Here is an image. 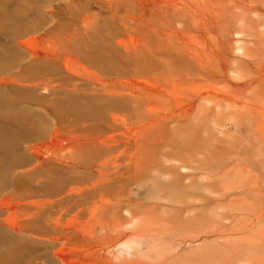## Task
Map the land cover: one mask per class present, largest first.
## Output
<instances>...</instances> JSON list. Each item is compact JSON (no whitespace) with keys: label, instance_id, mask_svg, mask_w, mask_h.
Listing matches in <instances>:
<instances>
[{"label":"rangeland","instance_id":"1","mask_svg":"<svg viewBox=\"0 0 264 264\" xmlns=\"http://www.w3.org/2000/svg\"><path fill=\"white\" fill-rule=\"evenodd\" d=\"M0 78V152L41 147L22 168L0 158L27 224L20 238L1 211L0 238L45 253L28 228L71 206L61 225L84 212L104 264H264V0H0Z\"/></svg>","mask_w":264,"mask_h":264},{"label":"bare ground","instance_id":"2","mask_svg":"<svg viewBox=\"0 0 264 264\" xmlns=\"http://www.w3.org/2000/svg\"><path fill=\"white\" fill-rule=\"evenodd\" d=\"M177 2V1H176ZM122 3V2H121ZM53 6V5H52ZM116 8V7H115ZM52 11H54L53 9H51ZM51 11V12H52ZM4 12V11H3ZM114 14V13H113ZM3 25H4V23H3ZM35 30V29H34ZM52 31V30H51ZM30 32L31 31H24V32H15L14 33V37H16V38H18V39H20V37H26V35H28V34H30ZM34 33V32H33ZM31 35V34H30ZM45 35H47V34H45ZM32 36V35H31ZM49 36V35H48ZM52 36V35H51ZM68 37V36H67ZM4 38V37H3ZM8 38V37H7ZM48 38V37H47ZM66 38V37H65ZM21 39H23V38H21ZM50 39V38H49ZM28 40H29V38H28ZM36 40V39H35ZM45 40V39H44ZM61 40H64V39H62L61 38ZM27 40H25V42H26ZM38 42V41H37ZM16 43V42H15ZM27 43V42H26ZM31 43V42H30ZM19 44H21V46H23V43H20L19 42ZM59 44H62V43H59ZM64 44V43H63ZM13 45V44H12ZM31 45V44H30ZM30 45H28V46H30ZM19 46V45H18ZM33 46H35V45H33ZM32 46V47H33ZM53 46H54V44H53ZM30 48V47H29ZM55 48V47H54ZM57 49V48H56ZM55 49V50H56ZM32 51V50H31ZM30 51V52H31ZM51 52H52V50H51ZM55 52V51H54ZM56 52H58V50H56ZM36 53V52H35ZM22 56H24V55H22ZM21 56V57H22ZM55 57V56H54ZM57 57V56H56ZM64 59H67V57H65ZM70 58H68V60H69ZM67 62V61H66ZM65 62V63H66ZM16 63L18 64V62L16 61ZM11 64V63H10ZM13 65H14V63H13ZM20 65V64H19ZM33 65V64H32ZM15 67H16V65H15ZM32 68V67H31ZM20 72V71H19ZM24 74V73H23ZM21 75V74H20ZM2 78H3V76H1ZM17 77H19V76H17ZM20 77H22V76H20ZM2 78H0V79H2ZM7 78V77H6ZM6 78H4L5 80H6ZM15 78V77H14ZM8 80V79H7ZM9 80H12L11 78L9 79ZM9 80H8V82H9ZM31 80V79H30ZM39 80V79H38ZM42 80H44V79H42ZM51 80V79H50ZM1 81H3V80H1ZM14 80H12V81H10V83H12ZM5 83H6V81H5ZM9 83V84H10ZM8 83H6L5 85H7ZM14 84L15 83H13V86H14ZM16 85V84H15ZM1 86V85H0ZM18 86V85H17ZM34 86V85H33ZM49 86V85H48ZM27 87V86H26ZM9 88V87H8ZM19 88V87H18ZM34 89V88H33ZM61 90V89H60ZM66 92H68V91H66ZM75 94V93H74ZM56 123V122H55ZM59 128V127H58ZM57 128V129H58ZM52 129H54L55 130V127L54 128H52ZM60 129V128H59ZM58 129V130H59ZM54 130L52 131L53 132V134H54ZM9 131V130H8ZM61 131V130H60ZM51 132V133H52ZM64 132V131H63ZM9 133H10V131H9ZM8 132H1L0 133V140L2 141V143H6L7 141H9V137L11 136V135H13V133H11V135L9 134ZM56 133V132H55ZM45 134V133H44ZM63 134V133H62ZM14 136V135H13ZM52 136L53 135H50V137L52 138ZM61 136V135H60ZM64 137L66 136V135H63ZM62 136V137H63ZM67 137V136H66ZM51 138H49L48 140H49V142L51 141ZM83 138H85V137H83ZM100 138V137H99ZM59 139V138H58ZM86 139V138H85ZM19 137H16V141H17V143L14 141V142H12L11 143V147L10 148H8V150L7 151H3V152H0V158H3L4 159V163L5 162H8V163H11V169H17V168H22V167H24V166H26L27 165V162L26 161H24V159L23 158H21V157H16L15 156V154H17V153H20V151L23 149L22 147L24 146H26V148H27V150H29L30 152H32V154L34 155V154H36V156H37V158L40 156L39 154H38V151L41 149V147L38 145V146H36V145H32L33 143L32 142H34V141H36L37 140V137H26L24 140V143H19ZM91 140V139H90ZM11 141V140H10ZM82 141V140H81ZM86 141V140H85ZM84 141V142H85ZM94 142V141H93ZM86 143V142H85ZM44 145V144H43ZM81 145V144H80ZM95 145V144H94ZM44 146H47L45 149H46V151H47V148H48V144L47 145H44ZM108 146V145H107ZM50 147H51V145H50ZM42 148H43V146H42ZM44 148H43V150H44ZM51 148H53V147H51ZM25 150V149H24ZM48 150H50V149H48ZM53 150V149H52ZM105 151V150H104ZM29 152V153H30ZM60 152V151H59ZM2 153H3V155H2ZM51 153V152H50ZM71 152H69V154H70ZM38 154V155H37ZM53 154V153H52ZM72 154V153H71ZM55 155V154H54ZM58 156H60L59 154H57ZM56 155V156H57ZM67 155V154H66ZM76 155V154H75ZM51 157V156H50ZM78 157V156H77ZM40 158H42V157H40ZM59 158V157H58ZM74 158V157H73ZM72 158V159H73ZM41 160V159H40ZM44 160V159H43ZM70 160V159H69ZM68 160V161H69ZM38 161H39V158H38ZM60 161V160H59ZM45 162V161H44ZM61 162V161H60ZM74 162V161H73ZM118 162V161H117ZM39 163V162H38ZM62 163V162H61ZM67 163V162H66ZM104 164V163H103ZM69 165V164H68ZM76 166V165H75ZM29 169V168H28ZM105 171V170H104ZM76 173H77V171H76ZM79 173V172H78ZM71 174V173H70ZM72 174H74V172L72 173ZM35 175V174H34ZM38 175V174H37ZM14 176H16V175H14ZM75 176V175H74ZM124 176V175H123ZM15 179V178H14ZM98 179V178H97ZM38 181V180H37ZM103 182H105V181H103ZM102 182V183H103ZM120 182V181H119ZM19 183H20V181H19ZM101 183V182H100ZM109 183H112V182H109ZM5 184H6V186L3 188L2 186H0V216H2V212L1 211H5L6 210V212H8V211H10V216L9 217H7L6 219H4V220H1V224H3L4 223V227H7V228H9L12 232H14L16 235H18V236H20V238H24L25 236H24V234H26V232H27V230H26V228H27V224H26V222H25V224L26 225H22V223L24 222H20V221H18L19 219V217L16 215L18 212H13L12 211V207H9L8 205H7V207L5 206L6 205V203L9 201V197H7V196H2V193H3V191L5 190V189H8V188H11L12 187V184L10 183V182H6L5 181ZM119 185V184H118ZM80 186V185H79ZM104 186V185H103ZM13 190H14V188H12ZM12 189L10 190V191H12ZM80 189V188H79ZM90 189V188H89ZM92 189V188H91ZM95 190V189H94ZM69 191V190H68ZM75 191V190H74ZM100 191V190H99ZM64 192V191H63ZM84 192H86V191H84ZM95 192V191H94ZM91 193V192H90ZM84 194V193H83ZM54 195H56V194H54ZM132 195V194H131ZM27 195L25 194V197H26ZM29 196V195H28ZM31 196V195H30ZM37 196V195H36ZM60 196V195H59ZM71 196V195H70ZM69 196V197H70ZM86 196V195H85ZM12 198V197H11ZM30 198V197H29ZM33 198H34V196H33ZM73 198V197H72ZM78 198V197H77ZM96 198H97V196H96ZM99 198V197H98ZM43 199V198H42ZM57 199V198H56ZM66 199H67V197H66ZM76 198L74 197V199L73 200H75ZM80 199V198H79ZM40 200V199H39ZM62 200V199H61ZM68 200V199H67ZM72 199H71V201H73ZM95 200V199H94ZM93 200V201H94ZM101 200V203L103 204V200L104 199H100ZM34 201V200H33ZM45 201V200H44ZM58 201V200H57ZM88 201V200H87ZM120 201V200H119ZM16 202V204H18V201L16 200L15 201ZM27 202V201H26ZM60 202V201H59ZM63 202V201H62ZM114 203V202H113ZM115 203H117V202H115ZM12 204H14V203H12ZM15 204V205H16ZM94 204V203H93ZM49 205V204H48ZM12 206V205H11ZM46 206V205H45ZM51 206V205H50ZM29 207H32V206H29ZM49 207V206H48ZM99 207V206H98ZM15 208H16V206H15ZM28 208V207H27ZM50 208V207H49ZM67 208V207H66ZM73 208V207H72ZM75 208V207H74ZM81 209V208H80ZM98 210H100V208H97ZM13 210H14V208H13ZM25 210H27L26 208H25ZM25 210H23V211H25ZM94 210V209H93ZM18 211V210H17ZM29 211H30V209H29ZM35 211H37V209L35 210ZM50 211H52V210H50ZM96 211V210H95ZM31 212V211H30ZM33 212H34V210H33ZM38 212H41V210L40 211H38ZM48 212V211H47ZM44 213V214H48V213ZM71 212H72V210H71V206H70V208L67 210V211H65L62 215H61V217L60 218H58L57 219V222H56V227H55V229H54V231H52L51 233H45L44 232V235H42V236H39L38 235V232H37V230H39L37 227H35V228H33V229H31V228H28V229H30V236H29V238H27V239H32V240H36V241H41L42 240V242L43 243H46V247H45V250H46V252L45 253H41V247H38V246H30L31 244H30V242H28V241H25V240H22V239H20V240H16L15 238L14 239H12L11 237V239L10 238H8V239H6V238H0V243H3V242H5V240H9V246H8V249H7V251L6 252H2V250H1V252H0V264H24L23 263V260H25V258H28V259H31V260H33L34 262L35 261H41V263L40 262H38V263H40V264H104L103 263V261L101 262L100 260H99V256L100 255H102L101 254V252L103 251H107V250H109L110 251V248H112V246H109L110 245V243L108 242V243H105V247L104 246H100V244H102L103 243V241L101 242L100 241V239L98 240L97 239V235H95L94 234V231L92 232V230H91V228H90V230H89V228H88V226H85L86 224H87V221H86V224L84 225V226H82L83 225V223L82 224H79V223H76L75 221H74V218H78L82 213H84V212H78L75 216H74V218L73 219H71V220H69L68 221V225L66 226V227H64V225L62 226L61 225V220L64 218V217H67V216H69L70 214H71ZM36 213V212H35ZM50 213V212H49ZM75 213V212H74ZM73 213V214H74ZM9 214V213H8ZM7 214V215H8ZM90 214V213H89ZM57 215H58V213H57ZM56 215V216H57ZM108 215V214H107ZM43 217V216H42ZM59 217V216H58ZM96 216H95V214L94 213H92L91 215H90V218H91V221H93V219L95 218ZM98 217V216H97ZM45 218V217H44ZM69 219V218H68ZM96 219H98V218H96ZM63 221H66V220H63ZM117 222V221H116ZM116 222H114V223H116ZM21 223V224H20ZM91 223H93V222H91ZM95 223V222H94ZM155 223V222H154ZM33 224V223H32ZM118 225H119V223H117ZM22 225V226H21ZM35 225V224H34ZM55 225V224H54ZM94 225V224H93ZM98 225V224H97ZM26 226V227H25ZM46 226V225H45ZM115 226V225H114ZM96 227V226H95ZM46 228V227H45ZM101 228V227H100ZM129 229V228H128ZM127 229V230H128ZM132 230H133V228H132ZM146 230V229H145ZM45 231H46V229H45ZM120 231V230H119ZM111 232H113V231H111ZM111 232H110V234H111ZM138 232V231H137ZM146 232V231H145ZM120 233V232H119ZM42 234V233H41ZM50 234H52L51 236H49ZM116 234V233H115ZM145 235V234H144ZM116 236V235H115ZM114 236V237H115ZM130 236V235H129ZM6 237H8V236H6ZM112 238H114L113 236H111ZM26 238V237H25ZM117 239H120V238H118V237H116ZM116 238H114V239H116ZM132 238V237H131ZM138 238V237H137ZM148 238V237H147ZM129 239V238H128ZM139 239V238H138ZM31 240V241H32ZM132 240V239H131ZM145 240V239H144ZM111 241V240H110ZM117 241V240H116ZM140 241H141V239H140ZM115 242V241H114ZM123 242V241H122ZM127 242V241H126ZM137 242H138V240H137ZM145 243L147 244V242L145 241ZM144 243V241H141V242H138L137 244H135V243H122V244H117L118 246H115L116 248V250H115V252L114 253H117V254H119V257L120 258H122L123 259V257L125 258V256H136L137 254H135L134 252L142 245L143 246V244H145ZM99 244V245H98ZM104 244V243H103ZM102 244V245H103ZM115 245V244H114ZM147 246V245H146ZM150 250H151V248H150ZM141 251V250H140ZM102 252V253H103ZM142 252V251H141ZM150 252V251H149ZM106 253V252H105ZM111 253H113V252H110V256H111ZM143 253V252H142ZM140 254V253H139ZM141 255V254H140ZM108 257V259H109V253H108V255H107ZM145 256V255H144ZM141 257H142V255H141ZM111 258V257H110ZM120 258H119V260H120ZM129 258V257H128ZM134 258V257H133ZM133 258H132V261H133ZM153 258V257H152ZM112 259V258H111ZM104 260V259H103ZM107 260V259H106ZM110 260V259H109ZM127 260V259H126ZM125 260V261H126ZM143 260V259H142ZM108 261V260H107ZM114 261H118V260H114ZM129 261H131V259L130 260H128V262ZM139 261V260H138ZM105 262V261H104ZM109 262V261H108ZM118 262H121V261H118ZM118 262H116V263H118ZM115 263V264H116ZM127 263V262H126ZM132 263V262H131ZM29 264H31V261H30V263ZM106 264V263H105ZM109 264V263H108Z\"/></svg>","mask_w":264,"mask_h":264}]
</instances>
